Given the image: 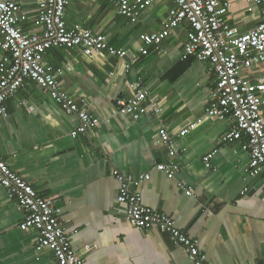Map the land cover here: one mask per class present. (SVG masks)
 <instances>
[{
	"label": "crops",
	"instance_id": "obj_1",
	"mask_svg": "<svg viewBox=\"0 0 264 264\" xmlns=\"http://www.w3.org/2000/svg\"><path fill=\"white\" fill-rule=\"evenodd\" d=\"M221 1L230 2L225 19L238 32L262 19L258 3ZM21 4L28 15L25 32L38 31V0ZM173 5L174 0H157L134 23L108 0H70L69 26L106 34L128 53L123 58L106 52L88 56L80 47L46 52L45 61L63 70L60 82L79 110L97 119L86 134L74 137L78 112L68 113L33 81L7 100L8 116L0 115L1 155L42 196L61 199L60 222L74 250L84 253L83 264H193L167 232L129 222L125 204L118 201L115 168L135 177L150 173L141 185L144 203L171 215L213 264H253L264 255V172L250 173L242 141L221 140L234 122L231 116H207L216 75L206 62L183 58L191 25L180 23L161 44L139 50L141 35L163 29ZM251 78L264 82V70ZM140 89L161 106L160 114L149 105L136 120L118 105V99ZM163 127L173 140V155L168 145L156 143ZM209 153L210 168L203 159ZM171 159L180 165L174 178L156 169ZM23 219L24 211L0 186V264H58L53 251L36 248L37 232L20 228ZM87 245L92 249L85 250Z\"/></svg>",
	"mask_w": 264,
	"mask_h": 264
},
{
	"label": "built area",
	"instance_id": "obj_2",
	"mask_svg": "<svg viewBox=\"0 0 264 264\" xmlns=\"http://www.w3.org/2000/svg\"><path fill=\"white\" fill-rule=\"evenodd\" d=\"M124 17L137 22L142 12L157 0H108ZM263 7V16L258 25L238 32L225 19L230 2L221 0H174L169 10L166 26L141 35L139 50L143 53L153 44H161L180 23L191 25L184 43L183 58L194 57L209 65L216 75L217 85L207 116L234 119L229 131L222 135L223 142L242 141L243 149L249 152L248 170L254 176L264 172V82H255L251 74L264 70V0H250ZM70 0H38L36 23L38 31L26 33L23 23L28 20L22 9L21 0H0V115L8 116L7 100L27 85L29 81L48 93L68 113L78 112L80 122L72 131L74 137L86 134L96 125L97 119L87 110H79L74 98L62 86L55 68L45 61L46 52L52 47H80L85 55L106 52L120 58L126 49L113 46L107 35L95 32L81 24L69 26L66 8ZM131 65H128L129 69ZM24 104V102H22ZM21 103V104H22ZM118 105L138 120L151 105L160 114L161 106L150 98L144 89L127 99L120 98ZM201 121V120H200ZM195 124L182 130L189 132ZM159 145H168L169 154H175L173 140L166 128H161L156 139ZM213 153L203 159L206 167H213ZM156 169L174 178L180 169L176 160L160 162ZM114 177L120 182L118 201L126 206V217L139 228H159L167 232L172 240L184 247L193 264H213L207 254L199 248L197 241L189 237L176 224L175 219L158 209L146 205L141 185L150 173L135 177L113 169ZM0 186L5 188L24 211L20 224L22 230L37 232L36 248L54 252L58 264H83L84 253L74 250L70 236L61 224L62 212L59 197H44L22 175L16 172L0 153ZM178 186L188 195H194L183 182ZM87 245L85 250H91ZM253 264H264V255Z\"/></svg>",
	"mask_w": 264,
	"mask_h": 264
}]
</instances>
